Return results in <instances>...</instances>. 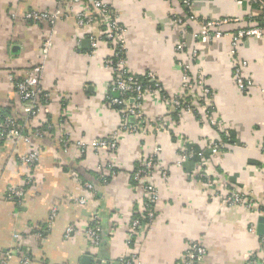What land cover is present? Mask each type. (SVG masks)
Instances as JSON below:
<instances>
[{"label":"crops","instance_id":"crops-1","mask_svg":"<svg viewBox=\"0 0 264 264\" xmlns=\"http://www.w3.org/2000/svg\"><path fill=\"white\" fill-rule=\"evenodd\" d=\"M114 6L125 30L127 67L134 74L153 73L171 95L181 93L185 62L193 75L202 74L210 95L204 104L229 126L233 142L208 161V171L226 188L252 190L264 197V36L244 38L239 57L248 62L246 74L253 85L241 92L234 80L232 36L245 27L264 25V9L236 0H193V13L202 20L238 19L222 28L225 35L212 43H201L199 22L185 17L180 0H103ZM264 2V0H262ZM60 9L57 0H0V106L21 121L28 133L49 121V133L33 138L32 144L13 139L0 142V264H118L129 251L142 264H178L189 241L202 240L208 249L205 264H248L253 255L262 260L261 237L257 234L264 212L254 214L243 207L218 203L198 176L199 165L188 160L178 167L183 143L194 150L205 148L222 137L207 121L186 114L181 123L168 118L160 131L147 127L142 134L120 130L121 115L107 103L112 75L106 61L111 49L101 42L92 48L98 25L80 27L73 17H63L55 26L54 43L45 62L42 89L49 93V113L32 120L24 118L25 103L16 95L11 80L22 77L41 61L40 50L54 27L27 22L31 11ZM178 44L184 52L177 53ZM196 52V54H193ZM117 95V94H113ZM150 119L163 116L166 105L155 95L145 102ZM120 130L117 152L119 173L107 185L97 181V172L111 162L92 150L80 156L78 147L67 149L61 136H70L82 147ZM33 149L40 153L31 174L34 182L21 203L9 197L10 186H20L24 168L20 159ZM159 150L160 166L168 170L164 180L154 175L160 200L158 217L148 232L130 249L126 239L142 198L132 186L131 174L142 156ZM95 186L96 196L85 184ZM221 187V188H220ZM221 194L224 187L219 185ZM81 198L87 199L80 204ZM55 219L50 222L52 212ZM95 213L101 217L106 240L91 245L84 230ZM256 227V233L250 227ZM74 227L66 239L65 231ZM43 232V238H39ZM19 235V239L15 238ZM88 257L86 263L84 258Z\"/></svg>","mask_w":264,"mask_h":264},{"label":"built area","instance_id":"built-area-1","mask_svg":"<svg viewBox=\"0 0 264 264\" xmlns=\"http://www.w3.org/2000/svg\"><path fill=\"white\" fill-rule=\"evenodd\" d=\"M60 9L51 13L49 11H31L25 16L27 22L45 23L54 27L51 35L45 38L40 50L41 61L27 70V72L15 79L11 78L16 95L25 103L23 109L24 118L28 121L35 118L39 113L45 111L49 113V93H45L42 89V77L45 69V62L50 55L51 47L54 43L55 26L60 18L73 17L77 20L80 27L88 25H98L99 33L91 38L92 48L97 49L101 42H105L111 49L112 55L107 59V69L112 75L111 94L107 96V103L110 107L115 108L121 115L120 130L128 131L131 134H142L147 127H151L154 131H160L168 125V118H173L175 114L177 119L176 124L181 123L183 117L191 113L196 115L201 121H207L218 132L221 138L220 141L209 143L205 148L198 151L191 149L187 143H183L178 150V160L176 165L183 167L186 161L197 158L199 162L198 176L206 185L213 198L225 207H243L254 214H259L264 208V197L257 199L252 190H240L226 188V184L219 183V180L208 171V161L217 152L226 150L227 143L231 140V131L229 126L223 120L211 112L204 104L205 97L210 95L211 90L207 87L202 74L193 75L190 67L184 61L179 62L182 71L181 93L171 95L163 87L162 83L156 76L149 72L143 75L134 74L127 67V47L125 44V30L120 22V16L114 6L106 3L103 0H57ZM239 4L257 5L262 10L264 2L262 0H236ZM185 8V17H177L176 22L183 24L185 19L199 22L201 29L197 39L204 44L212 43L225 35L223 27L230 23L237 22L238 19H223V20H202L198 19L193 13V0L180 1ZM264 36V25L253 27H245L239 30L232 36V49L230 55L233 60L234 80L238 89L247 93L253 85V81L246 74L249 65L239 57L240 43L244 38ZM177 53L184 52V45L178 44ZM196 54V52H193ZM113 94H117L116 96ZM162 101L167 112L163 116L156 117L150 120L144 111L145 102L155 97ZM4 109L0 106V142L13 139L17 142H25L32 144L33 138L44 135L43 128L49 130V121H43V127L34 129L31 133L24 132V126L19 123L16 117L12 114H5ZM120 130H117L112 135L92 141L88 148L82 147L81 143H77L70 136H61L60 143L70 149L78 147L80 156L84 157L87 150H92L103 157H110L111 162L104 167H100L97 172V181L101 185H107L120 171L117 162V152L121 141ZM261 152L264 154V139L261 144ZM159 150L153 154L142 156L139 159L138 167L132 172V186L136 190L141 191V201L137 217H134L129 226L126 246L132 248L137 238H141L143 234L149 231L151 224L157 219V205L160 200L157 185L154 175L157 172L161 173L164 180L169 177L168 170L160 166ZM40 153L37 149H33L29 154L24 155L20 162L23 165L24 173L20 186L9 187V197L21 203L26 196L27 189L34 182L31 170L39 160ZM219 185L224 187V193L221 194ZM85 187L93 196H96L95 186L88 182ZM221 188V187H220ZM80 204H86L87 199L81 198L78 201ZM56 217V210L51 214L50 222ZM102 225L99 213H95L90 225L84 230L85 236L91 242L94 248H98L102 241ZM250 232L255 234L256 227L252 225ZM76 229L70 227L65 231V238L69 239ZM44 233L39 232L38 237L43 238ZM19 235L15 238L19 239ZM261 251L264 256V237L261 239ZM208 255V249L202 240L189 241L184 254L178 264H205ZM12 256L6 254L1 264H6ZM256 254H253L248 259V264H264V258L258 260ZM23 264H29V258L24 257ZM118 264H142L136 253L129 251L122 256Z\"/></svg>","mask_w":264,"mask_h":264},{"label":"trees","instance_id":"trees-1","mask_svg":"<svg viewBox=\"0 0 264 264\" xmlns=\"http://www.w3.org/2000/svg\"><path fill=\"white\" fill-rule=\"evenodd\" d=\"M181 1V0H180ZM4 113L5 114H10V109H4ZM174 119H177V117H176V115L174 114L173 116H172ZM21 121H19V123H20ZM24 132H26L27 133V130L26 129H24ZM43 132L45 133V134H47V133H49V130H47L45 127L43 128ZM230 142H233V139H232V134H231V140H230ZM196 151H198V149L196 150ZM193 160H195L196 162H199V160L197 159V158H195V159H193ZM138 165V164H137ZM138 166H136V168H137ZM135 168V169H136ZM262 212H264V208L261 210ZM135 217H137V213L135 214ZM102 241H101V245H102V243L106 240V237L103 235V233H102Z\"/></svg>","mask_w":264,"mask_h":264},{"label":"water","instance_id":"water-1","mask_svg":"<svg viewBox=\"0 0 264 264\" xmlns=\"http://www.w3.org/2000/svg\"><path fill=\"white\" fill-rule=\"evenodd\" d=\"M257 234L261 237L264 236V219H260V223H259V226H258V230H257ZM88 259V257H85L84 258V262L86 263V260Z\"/></svg>","mask_w":264,"mask_h":264}]
</instances>
